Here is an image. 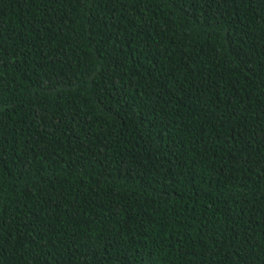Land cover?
<instances>
[{
  "label": "trees",
  "instance_id": "16d2710c",
  "mask_svg": "<svg viewBox=\"0 0 264 264\" xmlns=\"http://www.w3.org/2000/svg\"><path fill=\"white\" fill-rule=\"evenodd\" d=\"M0 264H264V0H0Z\"/></svg>",
  "mask_w": 264,
  "mask_h": 264
}]
</instances>
